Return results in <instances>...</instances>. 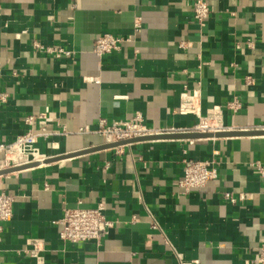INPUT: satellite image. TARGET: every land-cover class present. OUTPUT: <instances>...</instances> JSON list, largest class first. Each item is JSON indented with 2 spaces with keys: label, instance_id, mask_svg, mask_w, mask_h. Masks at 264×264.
Segmentation results:
<instances>
[{
  "label": "crops",
  "instance_id": "0c3cea01",
  "mask_svg": "<svg viewBox=\"0 0 264 264\" xmlns=\"http://www.w3.org/2000/svg\"><path fill=\"white\" fill-rule=\"evenodd\" d=\"M193 2L0 0V142L29 115L47 116L34 126L51 132L38 137L37 164L0 176L15 194L0 264H37L34 240L43 264H264V134L117 148L98 133L101 119L136 113L152 131L191 127L199 118L178 111L183 92L198 94L202 115L220 106L223 131L264 130V0H208L203 24ZM103 33L132 41L99 56ZM184 156L215 159L217 177L185 191ZM98 204L113 222L99 243L60 238L65 208Z\"/></svg>",
  "mask_w": 264,
  "mask_h": 264
},
{
  "label": "built area",
  "instance_id": "2783aa9c",
  "mask_svg": "<svg viewBox=\"0 0 264 264\" xmlns=\"http://www.w3.org/2000/svg\"><path fill=\"white\" fill-rule=\"evenodd\" d=\"M194 16L199 23H204L211 13L208 0H194L193 2ZM141 27V18L135 20V29L138 32ZM132 36L123 37L111 33H103L98 36L93 45V51L102 56L110 53L113 50L119 49L125 42H131ZM39 45V44H38ZM46 51L54 54L57 57L71 56L72 50L66 49L63 46H47ZM228 108L236 111L240 107V102L234 99L227 103ZM178 111L184 114H194L198 116V121L191 127L159 129L152 131L143 122V117L140 113L129 120H115L107 123L105 119L100 120L98 133L105 137L107 143H117L124 140L143 137L153 134H165L176 132H220L225 130L223 126V110L220 106H214L201 114L200 99L198 94L183 92L178 107ZM41 119L42 122L48 121L44 114L29 115L24 118L27 129L14 140L9 142H0V171L13 167L25 166L39 160L38 148L36 142L40 136H48L46 128H36V119ZM123 145H118L121 148ZM183 176L179 181V185L185 190L190 191L194 188L205 186L209 181L217 177V162L215 159H193L184 156ZM260 172L264 173L261 166H258ZM1 176V175H0ZM225 196L231 198V194L226 192ZM233 200V199H232ZM15 194L0 190V229L2 224L10 220L13 216V203ZM61 225L60 238L71 242L96 240L98 243L108 234L109 229L113 226V222L106 218L103 204H98L96 207H75L65 208L62 218L59 221ZM36 242L34 249L30 251L37 264H43V256L41 251L43 248ZM258 260L264 262V245L261 246Z\"/></svg>",
  "mask_w": 264,
  "mask_h": 264
},
{
  "label": "water",
  "instance_id": "95a60500",
  "mask_svg": "<svg viewBox=\"0 0 264 264\" xmlns=\"http://www.w3.org/2000/svg\"><path fill=\"white\" fill-rule=\"evenodd\" d=\"M252 134H264V130H252V131H222V132H190V133H182V134H153V135H147V136H143V137H138V138H133L130 140H124V141H120L117 143H111L110 146H118V145H124L127 143H131L134 141H138V140H143V139H151V138H190V139H194V138H202V137H212V136H231V135H252ZM37 164V162H33L30 163L28 165L25 166H20V167H13L10 169H6V170H2L0 171V175L2 174H6L12 171H16V170H20V169H24L30 166H33Z\"/></svg>",
  "mask_w": 264,
  "mask_h": 264
}]
</instances>
